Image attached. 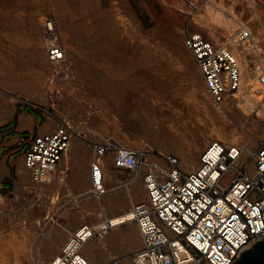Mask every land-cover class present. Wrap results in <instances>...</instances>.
Here are the masks:
<instances>
[{
    "label": "rangeland",
    "instance_id": "obj_1",
    "mask_svg": "<svg viewBox=\"0 0 264 264\" xmlns=\"http://www.w3.org/2000/svg\"><path fill=\"white\" fill-rule=\"evenodd\" d=\"M217 12L240 22L234 29L238 34L246 28L253 31L251 43L242 41L238 48L247 54L245 67H260L255 54L256 60L248 57L257 48L264 50V0H0V95L37 105V112L58 125L69 121L76 132L73 143L94 159L95 147L114 138L132 149L174 154L187 172L193 171L216 139L202 144L191 168L184 157L211 125L225 129L223 142L232 143L236 135L255 152L264 140L257 134L256 116L247 121L235 109L224 115L185 46L188 32L210 40L204 27L222 42L227 39L228 31L211 18ZM46 17L55 20L67 55L60 65L47 55L38 21ZM107 82L104 91L101 85ZM30 87L35 89L28 93ZM215 115L226 123L217 122ZM56 186L42 188V204L41 195L31 188L0 192V236L25 242L30 255L46 262L48 255L36 250L41 239L35 220L41 213L53 218ZM89 203L99 206L97 198Z\"/></svg>",
    "mask_w": 264,
    "mask_h": 264
},
{
    "label": "built area",
    "instance_id": "obj_2",
    "mask_svg": "<svg viewBox=\"0 0 264 264\" xmlns=\"http://www.w3.org/2000/svg\"><path fill=\"white\" fill-rule=\"evenodd\" d=\"M42 26L49 60L63 61L66 53L55 20L46 17ZM241 35V41L251 43L248 32ZM185 46L195 57L215 103L241 90L240 64L230 47L216 46L199 32H188ZM259 82L264 91V73ZM75 138V127L64 120L52 133L22 139L33 187L55 181ZM245 152L239 144L213 140L201 154L199 167L187 172L174 154L132 149L109 138L95 147L91 193L96 198L106 194L105 158L113 155L117 169L143 176L147 192V200L130 209L143 239V249L133 258L136 264H234L254 243H264V140L249 163L242 162ZM108 230L86 225L71 235L52 261L34 259L29 264H92L83 255V247Z\"/></svg>",
    "mask_w": 264,
    "mask_h": 264
},
{
    "label": "crops",
    "instance_id": "obj_3",
    "mask_svg": "<svg viewBox=\"0 0 264 264\" xmlns=\"http://www.w3.org/2000/svg\"><path fill=\"white\" fill-rule=\"evenodd\" d=\"M57 127L56 119L43 116L15 98L0 95V192L31 188L41 195L42 204V188L46 185L32 186L21 141L27 135L52 133ZM93 160L90 152L72 143L58 168L52 183L58 185L52 191L58 207L52 219L41 213L35 220L37 235L40 234L41 239L36 250L47 254L48 261L57 257L71 235L82 227L97 228L99 223H109L135 204L147 200L143 176L132 177L131 172L117 169L112 162L104 171L106 194L97 198V208H91L89 202L96 198L90 196ZM142 249L143 239L137 223H134L110 228L102 238L96 235L85 244L82 253L92 264H136L133 258Z\"/></svg>",
    "mask_w": 264,
    "mask_h": 264
},
{
    "label": "bare ground",
    "instance_id": "obj_4",
    "mask_svg": "<svg viewBox=\"0 0 264 264\" xmlns=\"http://www.w3.org/2000/svg\"><path fill=\"white\" fill-rule=\"evenodd\" d=\"M232 16V15H231ZM212 20L218 24L220 27L225 28L228 31L227 39L222 42L220 39H218L217 35L212 32V29L208 27H204L203 29L208 30L209 39L214 42L216 46H220L222 48H225L227 43L231 44L232 46V52L234 56L238 59V62L240 64L241 73H242V87L241 90L234 95H226L225 99L218 104L220 109L222 110V113L225 115L227 112H232L234 109L237 113L241 114L243 118H245L247 121L250 119L251 116H256L257 121L254 122L255 128L257 129V134L260 136L264 135V91L262 90L259 82V76L264 73V50L263 49H256V51L253 54H250L248 58L255 59L257 56V60L260 61L262 64L260 67H245L244 66V60H246L245 50L240 53L239 51V43L242 42V33L244 31H241L240 34L238 32H235L234 29L240 25V22L232 16V18L224 14L223 12H217V13H211ZM39 23L42 25L44 23V19H39ZM234 31V32H233ZM246 32L252 35V30L249 28H246ZM255 40V39H254ZM256 56H253V55ZM67 55L65 54V58ZM65 58L63 61L58 63H53L55 65H60L65 62ZM256 60V59H255ZM253 61V60H251ZM51 62V61H50ZM52 63V62H51ZM251 67V68H250ZM255 73L254 75L252 74ZM111 76H115L116 74L109 73ZM246 77V78H245ZM253 77V78H252ZM254 80V83L252 81ZM256 80V82H255ZM104 91L108 88L109 82L104 83V85H101ZM35 88H27L28 93H31L34 91ZM221 113V114H222ZM217 122H224L226 123L225 118L223 116H216ZM230 137H233L234 134H230ZM225 129L221 127H217L215 125H211L210 130L207 133L201 132L200 138L197 139L193 143V150L191 153H188L184 157V162L188 167L194 166L196 162V153L200 150L202 147V144L208 139V138H215V139H221L225 137ZM258 137V136H257ZM256 137V138H257ZM239 138L236 137V135L233 137L232 143L233 144H239L240 146H243L244 150L246 152L242 156V162H248L251 158V155L253 154L251 151V148L248 145H244L243 143H240L238 140ZM111 159L109 155L105 158V163L108 164V159ZM183 164V161H182ZM248 167H251L250 169H253V165H250ZM132 177H140V174H132ZM134 221H132V212L129 210L128 212L124 213L122 216L111 220L109 223H101L102 225H98V228H112L117 229L120 225L123 224H130L133 225ZM17 240V239H16ZM13 239L7 240L6 238L0 236V264H26V261H29L28 264L34 260L39 259L44 262V258L42 257H35L30 255L26 249V243H22L19 241H16ZM90 241V240H89ZM88 243V242H87ZM85 246V245H84ZM84 248V247H83ZM30 255V256H29ZM85 256V255H84ZM86 257V256H85ZM29 258V259H28ZM52 261V260H51ZM50 262V261H49Z\"/></svg>",
    "mask_w": 264,
    "mask_h": 264
},
{
    "label": "water",
    "instance_id": "obj_5",
    "mask_svg": "<svg viewBox=\"0 0 264 264\" xmlns=\"http://www.w3.org/2000/svg\"><path fill=\"white\" fill-rule=\"evenodd\" d=\"M234 264H264V243H254Z\"/></svg>",
    "mask_w": 264,
    "mask_h": 264
}]
</instances>
